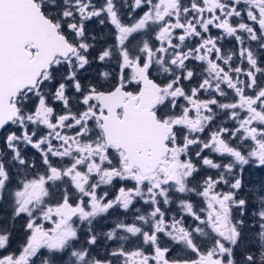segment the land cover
<instances>
[{
    "label": "snow or ice",
    "instance_id": "6c2138e0",
    "mask_svg": "<svg viewBox=\"0 0 264 264\" xmlns=\"http://www.w3.org/2000/svg\"><path fill=\"white\" fill-rule=\"evenodd\" d=\"M0 264H264V0H0Z\"/></svg>",
    "mask_w": 264,
    "mask_h": 264
}]
</instances>
